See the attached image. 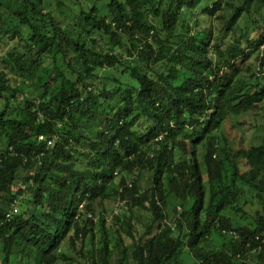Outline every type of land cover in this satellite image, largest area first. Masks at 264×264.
I'll list each match as a JSON object with an SVG mask.
<instances>
[{
  "label": "trees",
  "instance_id": "1",
  "mask_svg": "<svg viewBox=\"0 0 264 264\" xmlns=\"http://www.w3.org/2000/svg\"><path fill=\"white\" fill-rule=\"evenodd\" d=\"M40 2L0 0V42L16 39L1 62L18 74L11 86L0 72V264L67 259L60 252L67 233L73 247L94 234L88 215L118 175L117 195L151 217L136 239L131 218L115 216L133 240L131 261L123 247L118 264H183V253L187 264H246L236 256L248 252L264 264V142L240 148L246 171L219 137L228 114L264 106V33L250 42L257 69L247 67L244 75L241 62L249 54L241 45L222 50L212 27L180 33L182 14L206 0H88L78 5L75 29ZM251 2L214 0L203 12L214 17L224 4L231 12L222 28L232 31ZM32 84L31 98L20 100ZM114 95L118 103L107 106ZM183 132L187 141L177 140ZM135 169L152 173L149 192L136 179L127 181ZM164 178L181 209L172 225L164 212ZM17 181L27 195L5 220L9 203L23 193L13 192ZM247 191L261 206L252 225L225 213ZM100 229L99 263L92 264H111L104 219ZM215 232L228 237L229 249L202 245Z\"/></svg>",
  "mask_w": 264,
  "mask_h": 264
},
{
  "label": "rangeland",
  "instance_id": "2",
  "mask_svg": "<svg viewBox=\"0 0 264 264\" xmlns=\"http://www.w3.org/2000/svg\"><path fill=\"white\" fill-rule=\"evenodd\" d=\"M211 1L206 0V5H209ZM230 2L239 3L241 0H228ZM62 4L58 7L56 6V0H41L40 7L44 11H51L55 15L56 19L60 21L63 25H66L69 29H75L73 23L77 20L76 12L78 5H88V0H60ZM225 2V0H224ZM202 4L196 9H189L182 14L180 22L182 23V28L180 29L181 34L186 32H192L195 30H205L212 27L213 39L217 41L220 48L227 51L231 44H239L241 47L248 52L249 57L241 62L242 72L244 75L248 67L249 72L256 71L257 69V49L250 44L253 39H257L259 34L264 33V0H253L249 5V10L244 16L239 20L236 30L227 31L222 27L230 14L231 10L225 7L224 4L222 8L217 10L214 17H210L203 12L206 5ZM98 41L102 40L99 35H96ZM16 39L5 38L0 42V72H5L10 78L9 84L11 86L16 85L18 74L10 72L6 69L4 64L1 62L2 57H6L10 48L15 44ZM259 49L262 46L258 47ZM258 49V50H259ZM103 50L106 51L107 48L104 46ZM116 53H120L123 57L130 59L128 53L124 49L116 48ZM105 69H98V73L102 74L106 72ZM260 80L264 81V75H260ZM249 82H253L249 80ZM110 86V84L106 83ZM105 84V85H106ZM106 85V86H107ZM35 84L31 87L25 86V94L21 95L22 98H31L33 90L35 89ZM20 94V93H19ZM119 96L114 95L110 100H108V105H114L118 103ZM4 99L0 97V109L4 108ZM14 102L9 104L11 108ZM97 122L98 120L95 119ZM219 134L220 142L224 141L225 145L228 147L229 153L238 162L241 169L249 170V167L245 164L244 159L241 157L240 148L247 147L249 145L259 144L264 142V106L260 110H244L238 115L228 114L225 122L222 125V129ZM186 134L180 133L177 135V140L187 141L185 138ZM176 156L179 153L178 150L175 151ZM197 161L200 166L203 167L202 157L203 148L199 146L196 150ZM178 156L176 157V159ZM23 173V172H22ZM152 173L149 170L135 169L132 174H127V181L136 179L138 187L142 192H149L152 186L151 181ZM202 176L204 179V184L209 185L206 179L205 171H202ZM257 180L261 179V175L256 176ZM119 183V175L115 178L110 188L108 196L103 200H97L94 204V214H89L88 216L93 221V231L94 234L88 235L84 238L83 242L78 241L76 247L70 245L67 233L62 245L60 247V252L64 253L67 257L65 260H59L57 264H92V261H97L99 263L100 256V246L102 241V231L100 229V220H105V226L108 232L110 247L112 249L111 264H118V259L120 257V249L126 248L129 261H131L130 251L132 249L133 240L126 237V235L120 230V225L116 222L115 216H122L125 218L130 217L134 227V236L136 239L142 234L144 227L150 221V213L147 209L142 206H134L130 209L127 207L125 200L121 199L119 195L115 192ZM164 192L167 197L163 203L164 212L166 215V222L169 225L173 224V220L179 216L180 206L177 197L173 193H168L167 179L164 178ZM24 185L17 181L13 186V192L17 189H22ZM167 192V193H166ZM27 195L26 190L23 193H19L8 205L9 208L12 203H16L17 211L19 212L24 204V198ZM261 206L259 201L256 199L255 194H251L248 191L241 196V199H233L232 204L227 207L225 211L233 220L239 224L252 225L254 223V213L256 210H260ZM203 216V214H202ZM119 229V232L116 230ZM232 234V233H231ZM205 248L208 249H229L231 247L228 237H223L216 232L211 234L208 239L202 243ZM255 252H248L243 258L237 257L238 262H245L246 264H259L255 258ZM190 263V259L187 258V254L183 253V264ZM192 264H195L192 262Z\"/></svg>",
  "mask_w": 264,
  "mask_h": 264
},
{
  "label": "built area",
  "instance_id": "3",
  "mask_svg": "<svg viewBox=\"0 0 264 264\" xmlns=\"http://www.w3.org/2000/svg\"><path fill=\"white\" fill-rule=\"evenodd\" d=\"M15 212H17V205L16 203H12V205L5 211L4 216L5 220H8ZM2 224V221H0V225Z\"/></svg>",
  "mask_w": 264,
  "mask_h": 264
}]
</instances>
